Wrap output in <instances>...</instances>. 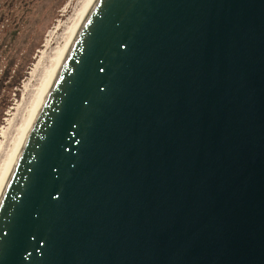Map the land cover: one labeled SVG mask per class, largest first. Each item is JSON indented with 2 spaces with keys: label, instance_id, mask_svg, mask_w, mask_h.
Wrapping results in <instances>:
<instances>
[{
  "label": "water",
  "instance_id": "water-1",
  "mask_svg": "<svg viewBox=\"0 0 264 264\" xmlns=\"http://www.w3.org/2000/svg\"><path fill=\"white\" fill-rule=\"evenodd\" d=\"M0 264H264V0H96L0 191Z\"/></svg>",
  "mask_w": 264,
  "mask_h": 264
},
{
  "label": "rangeland",
  "instance_id": "rangeland-1",
  "mask_svg": "<svg viewBox=\"0 0 264 264\" xmlns=\"http://www.w3.org/2000/svg\"><path fill=\"white\" fill-rule=\"evenodd\" d=\"M0 1L4 4V0ZM6 1L7 6L17 3V12L12 19H6L2 24L0 15V32L5 29L6 34L13 32L9 33L13 38L8 42L11 43L8 49L11 55L9 59H21L22 64L17 68L23 69L24 74L18 87L14 89L12 98L8 100L10 105L0 115V151H7L12 145L32 102L38 98V90L49 75L53 60L63 44L65 32L61 25L70 18L78 0ZM4 50L5 48L3 54ZM45 95L39 99L21 143L31 128Z\"/></svg>",
  "mask_w": 264,
  "mask_h": 264
},
{
  "label": "bare ground",
  "instance_id": "bare-ground-1",
  "mask_svg": "<svg viewBox=\"0 0 264 264\" xmlns=\"http://www.w3.org/2000/svg\"><path fill=\"white\" fill-rule=\"evenodd\" d=\"M95 1L96 0H78L77 5L72 10V15L70 16V18L67 20V22L61 25V29L65 32L63 36V44L59 48L56 54V58L53 60V65L50 68L49 75L38 90V98L32 102L26 118L17 130L18 135L14 139L12 145L8 148L7 151H0V191L16 158V155L22 145L21 139L25 134L26 128L34 113L38 101L43 94H46L70 43L72 42L74 36L76 35Z\"/></svg>",
  "mask_w": 264,
  "mask_h": 264
},
{
  "label": "trees",
  "instance_id": "trees-1",
  "mask_svg": "<svg viewBox=\"0 0 264 264\" xmlns=\"http://www.w3.org/2000/svg\"><path fill=\"white\" fill-rule=\"evenodd\" d=\"M19 1L23 2L25 0H19ZM16 5H17V3L12 4L10 6H7L6 3H4L3 5L0 4V15H2L1 24L6 19H12L13 16L16 15V12H17ZM1 24H0V29H1ZM6 30L7 29L2 30V32H0V51L2 52L1 64H0V66H2V74L0 75V98H1L0 115L10 105L8 103V100H10L12 98V95L14 93V89L16 87H18V85L20 83V79L23 77L22 75L24 74L23 69H21V68L15 69L14 68L15 65L20 67L22 64V60L18 58L15 61V59L12 58V60L10 61V59H9V57L11 56V55H9V52H8V49L10 46L7 43L9 42V39H13L9 35V33L12 34L13 32H7V34H6V33H4ZM3 48H5L4 54H3ZM18 61H20V64ZM15 70H16V72L13 74L12 72ZM25 71H27V70L25 69Z\"/></svg>",
  "mask_w": 264,
  "mask_h": 264
}]
</instances>
